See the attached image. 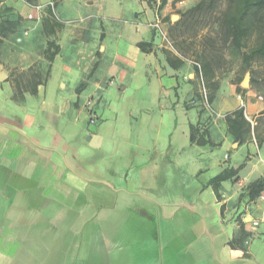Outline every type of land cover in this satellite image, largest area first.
Returning <instances> with one entry per match:
<instances>
[{"label":"crops","instance_id":"0c3cea01","mask_svg":"<svg viewBox=\"0 0 264 264\" xmlns=\"http://www.w3.org/2000/svg\"><path fill=\"white\" fill-rule=\"evenodd\" d=\"M70 1L79 3L78 10L101 9L73 16ZM170 1L159 11L160 0H55L54 11L44 9L37 20L28 15H38L31 3L41 1H22L20 18L14 19L3 12L11 0H0V23L22 22V30L18 24L15 31L0 35V264H264V191L253 200L241 197L252 182L264 175V124L251 119L261 105L246 99L245 95L250 94H241L236 83L213 72L204 74L210 92V107L206 106L198 78L202 71L193 61L185 62L168 52L150 26L156 15L167 18ZM127 2L137 5L131 14L135 20L148 21V37L141 35V39L130 41L135 58L143 59L145 74L156 76L160 94H175L173 109L179 94L192 100L184 101L185 110L198 106L194 121L182 127V142L174 150L179 165L187 163L188 155L192 159L189 177L196 181L195 194L185 197L189 186L183 175L182 197L158 200L151 209L136 208L131 203L109 209L101 203L93 210L88 199L91 182L75 173L77 169L88 173L76 165L81 157H70L74 164L70 169L66 159L28 148L24 135L32 128V114L37 110L63 113L58 104H40L47 97L48 84L63 55V40L76 46L92 41L90 65L82 71L74 88L77 100L70 105L77 116L87 110L91 117L93 96L88 95L85 107L80 97L106 91L114 84L108 79L113 74L110 72L117 70L114 60L105 69L104 59L110 46L108 37L119 29L120 21L111 17L109 27L104 22L106 11L101 10L116 12ZM79 20L82 24L75 25ZM135 31L140 35L139 27ZM49 41L59 46L53 61L46 57ZM142 42L149 44L146 51L138 45ZM127 60L135 64L131 58ZM74 65H67V70ZM165 77L169 80L168 91ZM242 106L252 126L240 142L230 133L226 116ZM191 126L196 129L194 141ZM179 138H169L168 147L176 145ZM53 142L60 141L55 138ZM225 170L237 173L221 181L216 191L213 179ZM95 187L102 194L111 193L100 181ZM109 210L114 215L108 214ZM123 212L130 213L123 216ZM154 215L164 223V237L154 231L150 235L136 234L135 218H142L147 226L154 222ZM253 221L258 225L254 227Z\"/></svg>","mask_w":264,"mask_h":264},{"label":"rangeland","instance_id":"374dc122","mask_svg":"<svg viewBox=\"0 0 264 264\" xmlns=\"http://www.w3.org/2000/svg\"><path fill=\"white\" fill-rule=\"evenodd\" d=\"M22 1H41V4L46 6L49 1L55 0H11L10 4L5 5V16L20 18L19 5ZM199 1L201 0H171L167 18L163 19L159 13L164 30L185 62H198L202 68L205 59L214 56L219 59L215 65V75L219 78L227 77L229 82L240 87L246 74H249L248 85L244 88L246 91L241 94H250L245 95V98L251 99L253 103H260L259 111L251 119L254 123L264 124V60H256L245 69L242 56L229 45H224L221 38L219 18L227 7V1L218 0L213 7L193 10ZM68 4L73 8L71 15H87L101 9L97 6L78 10V2L70 1ZM136 7V4L127 2L118 7L116 12H110L109 8L102 6L104 9L101 11H106L105 24L109 26L113 16L120 21L119 29L108 37L110 46L104 59L105 69L114 60L117 70L110 72L113 74L108 79L113 80L114 84L106 91L83 94L80 97L85 107L88 95L93 96V104L89 106L91 117L87 115V110L77 116L70 105L77 100L74 88L80 82L81 73L90 65L89 47L92 41H84L76 46L63 40V55L59 58L48 84L47 97L40 101L43 107L60 105L63 113L52 114L42 109L37 110L32 114L35 120L32 128L24 135L28 148L62 157L67 160L65 164L70 169L74 167L70 157H81L76 165L84 167L88 173L79 169L75 173L91 182L88 187V199L93 210L101 203H105L109 209L122 203L151 209L156 206L158 200L182 197L184 191L180 177L183 175L189 186L185 197H194L195 194L196 181L189 177L193 168L192 159L188 155L187 163L179 165L174 150L182 142V127L188 124L189 120L194 121L198 106L185 110L184 101L190 103L192 100L185 98V94H179V102L173 109L171 105L176 102L175 94L168 93V78H163L167 83L165 89L168 92L160 94L156 76H147L141 68L143 59L140 56L135 58L130 41L132 38L141 39V35L148 37V21L144 18L135 20L132 17V11ZM61 11L59 10L63 16ZM79 21H76L75 25L82 24V20ZM18 24L22 30V22ZM136 27L140 28V35L136 34ZM156 39L165 46L160 34H157ZM256 42L257 33L252 32L245 40L246 49L254 46ZM166 50L171 52L167 47ZM172 53L174 54L173 51ZM130 58L135 62L133 66L127 60ZM70 63L75 65L67 70ZM198 78L201 93L204 94L206 90L209 100L207 77L201 72ZM63 84L66 86L63 87ZM186 84L189 87L188 82ZM193 100L199 103L196 98ZM175 124L176 131L173 132ZM174 136L180 137L177 144L168 147L169 138L174 140ZM55 138L59 139L58 144H54ZM99 181L108 187L106 190H111L110 194H102L96 189L95 183ZM179 187L181 189L178 192ZM107 213L114 215L115 212L109 210ZM127 213L130 212H123V216ZM133 222L136 223L133 228H136V234L139 236L150 235L153 231L155 235H164V223L159 222V216L154 215V222L148 223V227L142 218H135Z\"/></svg>","mask_w":264,"mask_h":264},{"label":"trees","instance_id":"16d2710c","mask_svg":"<svg viewBox=\"0 0 264 264\" xmlns=\"http://www.w3.org/2000/svg\"><path fill=\"white\" fill-rule=\"evenodd\" d=\"M218 0H201L193 10H202L206 7H213ZM227 7L219 18V29L224 45H229L233 51L242 56V63L245 69L249 68L256 60H264V0H226ZM168 0H160L158 10H162ZM17 23L5 20L0 23V35H6L8 31L13 32ZM257 33V42L254 46L246 49L245 40L252 33ZM144 51L148 43L138 44ZM59 53V46L55 41L48 42L46 57L53 61ZM218 58L214 56L207 57L201 68L202 73L211 74L215 70ZM95 68V66H94ZM238 91L246 89L237 86ZM226 121L230 133L235 137V141H244L250 133L251 122L245 117L244 106L235 110L226 116ZM195 127L191 126V139L195 140ZM203 143V141H198ZM236 170H225L213 179L214 187L217 191L218 184L228 178L236 175ZM264 191V175L252 182L241 197L248 196L251 200L255 199Z\"/></svg>","mask_w":264,"mask_h":264},{"label":"built area","instance_id":"2783aa9c","mask_svg":"<svg viewBox=\"0 0 264 264\" xmlns=\"http://www.w3.org/2000/svg\"><path fill=\"white\" fill-rule=\"evenodd\" d=\"M31 6L33 7L34 10H36L38 12V15L36 16V15H33V14H29L28 18L29 19H37V20H39L42 17L41 12L45 9V7H47V8L49 7V8H51L54 11L55 2L54 1H49L46 6H44L41 3H34V4L31 3ZM150 26L155 30V32L157 34H160L162 36L163 42L165 43V46L171 52L173 51L174 54L178 58H180L181 54L179 52H177V50L175 49L174 42L168 37L167 32L164 30L163 23H162V18L159 15H156L154 21L151 23ZM193 63H194V65L196 67H198L199 70H201V65L198 62L193 61ZM199 75H201V73ZM203 93H204V94H202L203 101H204V103L206 104L207 107H210L208 96L206 94V90ZM252 223H253L254 227L258 225V221H253Z\"/></svg>","mask_w":264,"mask_h":264},{"label":"water","instance_id":"95a60500","mask_svg":"<svg viewBox=\"0 0 264 264\" xmlns=\"http://www.w3.org/2000/svg\"><path fill=\"white\" fill-rule=\"evenodd\" d=\"M249 78H250L249 74H246L244 80H243L242 83H241V86H242L243 88H245V87L248 85Z\"/></svg>","mask_w":264,"mask_h":264}]
</instances>
